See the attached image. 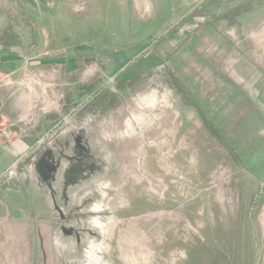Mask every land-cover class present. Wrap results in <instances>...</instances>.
Listing matches in <instances>:
<instances>
[{"label":"rangeland","instance_id":"rangeland-1","mask_svg":"<svg viewBox=\"0 0 264 264\" xmlns=\"http://www.w3.org/2000/svg\"><path fill=\"white\" fill-rule=\"evenodd\" d=\"M7 46L95 91L82 149L5 160L0 264H264V0H0ZM63 68L0 75L20 122Z\"/></svg>","mask_w":264,"mask_h":264},{"label":"crops","instance_id":"crops-1","mask_svg":"<svg viewBox=\"0 0 264 264\" xmlns=\"http://www.w3.org/2000/svg\"><path fill=\"white\" fill-rule=\"evenodd\" d=\"M25 60V57L21 56L18 51L14 49V47H0V75L18 77L20 71L28 68V70H38L46 73V70H49L53 64H59L60 66L63 65L64 71H61V74L63 72L64 79L60 80L63 85V88L61 89L65 95V104L69 103V105L66 104L69 108L63 109L66 110L63 111V113H61L62 111L59 113L57 111L52 114L45 112L43 116H36L35 114L27 116L25 118L30 117L32 124H25L20 122L19 119L21 117L19 112L24 109L20 106V104L22 102H26V99L24 97L16 98L12 91L8 88L0 89V120L11 133V138L4 140V143L0 146V171L3 170L6 159L12 161L9 165L12 166L26 154H29L30 151L35 154L41 148L43 149V146L44 148L51 150V152L54 149L60 148H65L68 152H72L70 150L73 149L83 148V125L80 124V126H78L76 124L74 126H68L67 123H63L68 116L78 110L79 106L83 105V101L89 96L91 93L90 91H95L93 85L91 89L89 88L87 90V96L84 98V90L89 86L87 87L84 85L85 80L83 65H80L79 62H73L69 66V63L66 62V60H69L68 57L42 60H32L31 58V60H27L28 62ZM68 76L70 80H68ZM59 79H62V76H60ZM112 79L113 77L111 76V80ZM91 81L92 84L95 83L94 80ZM111 82L112 81L104 83L105 85L98 83L97 85L100 87L98 91L106 89L102 86H107ZM7 83H12V80H8ZM67 87H70V89ZM41 116L42 119H40ZM56 117L61 118L60 121H58V118L53 121V118ZM23 118L24 117H22V119ZM36 125L38 126L36 127ZM75 157H77V153H75ZM54 163L57 164L58 162L55 160ZM65 163H67V161H65ZM56 167H51V170H53L52 172H54V170H56V172L60 170V167Z\"/></svg>","mask_w":264,"mask_h":264},{"label":"built area","instance_id":"built-area-1","mask_svg":"<svg viewBox=\"0 0 264 264\" xmlns=\"http://www.w3.org/2000/svg\"><path fill=\"white\" fill-rule=\"evenodd\" d=\"M8 82V80H6ZM11 138V133L8 128L3 124L0 120V146L4 143V140H8Z\"/></svg>","mask_w":264,"mask_h":264},{"label":"trees","instance_id":"trees-1","mask_svg":"<svg viewBox=\"0 0 264 264\" xmlns=\"http://www.w3.org/2000/svg\"><path fill=\"white\" fill-rule=\"evenodd\" d=\"M103 92V90H101V91H99L97 94L98 95H101V93ZM96 95V94H95ZM207 124V126H208V123H206ZM209 127V126H208ZM210 128V127H209Z\"/></svg>","mask_w":264,"mask_h":264}]
</instances>
